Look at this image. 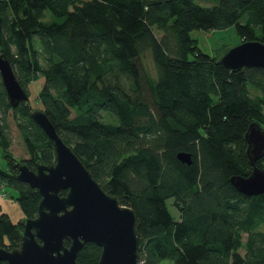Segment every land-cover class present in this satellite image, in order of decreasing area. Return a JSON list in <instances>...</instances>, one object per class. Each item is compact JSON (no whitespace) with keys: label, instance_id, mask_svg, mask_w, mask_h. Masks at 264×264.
Wrapping results in <instances>:
<instances>
[{"label":"trees","instance_id":"trees-1","mask_svg":"<svg viewBox=\"0 0 264 264\" xmlns=\"http://www.w3.org/2000/svg\"><path fill=\"white\" fill-rule=\"evenodd\" d=\"M212 1L0 0V51L27 94L43 78L39 108L103 188L134 209L138 264H264V192L243 193L229 180L252 169L244 132L251 121L264 128V66L231 70L191 34L234 25L239 41H264V0ZM31 109L28 98L10 103L0 76V182L15 189L23 214L13 221L0 211V246L8 248L41 198L16 178L9 110L28 165L55 159ZM257 164L264 168V155ZM100 251L88 241L76 259L97 264Z\"/></svg>","mask_w":264,"mask_h":264},{"label":"water","instance_id":"water-1","mask_svg":"<svg viewBox=\"0 0 264 264\" xmlns=\"http://www.w3.org/2000/svg\"><path fill=\"white\" fill-rule=\"evenodd\" d=\"M217 61L231 70L243 66H264V41L245 39L227 47ZM0 76L12 105L28 94L19 83L5 53L0 51ZM30 117L51 140L55 159L35 162L31 168L24 159L16 160V178L38 190L37 213L24 217L17 229L19 243L0 246V260L6 264H80L76 257L88 241L100 246L97 264H138L139 236L134 209L103 188L72 146L64 141L43 108H33ZM246 156L252 166L247 175L233 173L231 183L241 192H264V168L257 159L264 155V128L249 122L244 132ZM177 157L190 164L189 151ZM66 192L61 194V190ZM68 239L69 244L64 240Z\"/></svg>","mask_w":264,"mask_h":264},{"label":"rangeland","instance_id":"rangeland-1","mask_svg":"<svg viewBox=\"0 0 264 264\" xmlns=\"http://www.w3.org/2000/svg\"><path fill=\"white\" fill-rule=\"evenodd\" d=\"M218 0L212 2H207V4L217 3ZM53 19L58 20L60 17H53ZM158 34V33H157ZM192 36L197 39V44L206 52L211 55L219 56L224 48L232 46L239 42L240 36L237 33L235 26L230 25L226 28L221 29H192ZM142 61L146 70L153 76L156 75L155 65L149 51H146L142 55ZM43 78L39 76L36 80H31L27 84L28 90V101L31 108L41 107L39 101L37 100L38 87L42 83ZM106 114L105 112H103ZM6 133L10 140L7 149L12 153L14 157L19 159H24L29 157V153L26 149L22 135L13 119V113L11 110L7 112L6 115ZM6 158L0 155V166L6 168ZM1 192H5V195H0V211H7L13 221H17L21 218L22 210L14 197L15 189L11 185H7L3 182ZM170 209L176 214L174 207L171 205V200H169ZM239 251L243 254L245 249L240 248ZM160 264H172L169 260H163Z\"/></svg>","mask_w":264,"mask_h":264},{"label":"built area","instance_id":"built-area-1","mask_svg":"<svg viewBox=\"0 0 264 264\" xmlns=\"http://www.w3.org/2000/svg\"><path fill=\"white\" fill-rule=\"evenodd\" d=\"M2 186H3V182H0V195L4 196L5 192H1Z\"/></svg>","mask_w":264,"mask_h":264}]
</instances>
